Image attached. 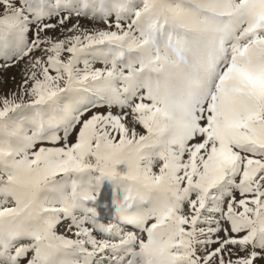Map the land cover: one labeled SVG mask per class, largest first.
Listing matches in <instances>:
<instances>
[{
	"label": "snow or ice",
	"instance_id": "1",
	"mask_svg": "<svg viewBox=\"0 0 264 264\" xmlns=\"http://www.w3.org/2000/svg\"><path fill=\"white\" fill-rule=\"evenodd\" d=\"M0 60V264H264V0H0Z\"/></svg>",
	"mask_w": 264,
	"mask_h": 264
},
{
	"label": "rangeland",
	"instance_id": "2",
	"mask_svg": "<svg viewBox=\"0 0 264 264\" xmlns=\"http://www.w3.org/2000/svg\"><path fill=\"white\" fill-rule=\"evenodd\" d=\"M85 23L87 24V22ZM2 63L3 61L0 60V64ZM96 66L99 67L100 65L98 64ZM24 67V62L21 61L19 64H16L12 67L0 68V94L15 90L17 85H19L21 82ZM102 212L106 215V210H102ZM58 231L63 232V226H61Z\"/></svg>",
	"mask_w": 264,
	"mask_h": 264
}]
</instances>
